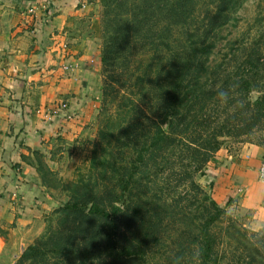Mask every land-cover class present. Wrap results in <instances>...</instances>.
<instances>
[{"label":"rangeland","instance_id":"obj_1","mask_svg":"<svg viewBox=\"0 0 264 264\" xmlns=\"http://www.w3.org/2000/svg\"><path fill=\"white\" fill-rule=\"evenodd\" d=\"M82 21L99 48L97 108L51 137L36 157L45 203L23 213L0 208V264H18L41 240L44 257L26 264H264V226L251 223L238 198L207 223L212 195L205 179L218 157H237L250 145L264 149V106L256 107L264 70L233 61L248 46L264 58V0H96ZM209 28L211 57L221 67L200 83L196 104L167 115L171 67ZM242 77L255 81L251 91L242 88ZM160 123L169 138L145 151L142 139L152 143ZM68 203L119 208V245L142 250L145 260L113 261L105 246L111 219Z\"/></svg>","mask_w":264,"mask_h":264},{"label":"crops","instance_id":"obj_2","mask_svg":"<svg viewBox=\"0 0 264 264\" xmlns=\"http://www.w3.org/2000/svg\"><path fill=\"white\" fill-rule=\"evenodd\" d=\"M95 1L0 0V208L5 212L23 213L41 203L36 157L51 137L97 108L99 48L82 21ZM63 100L72 118L49 121L36 111ZM216 160L207 170L212 178H205L213 199L225 207L238 198L251 223L263 227L264 149L250 145L237 157Z\"/></svg>","mask_w":264,"mask_h":264},{"label":"trees","instance_id":"obj_3","mask_svg":"<svg viewBox=\"0 0 264 264\" xmlns=\"http://www.w3.org/2000/svg\"><path fill=\"white\" fill-rule=\"evenodd\" d=\"M227 21V16L224 15V20L219 22L217 25H224ZM215 21H213L210 25H214ZM215 30V29H214ZM212 28L205 29L201 34H198V39L195 40V43L190 45V47L186 48L185 46L182 48V52L178 55L177 59H175L174 67L172 69L175 72V82L173 85V97L172 102L169 103L166 107L168 110L167 115L170 112L177 113V110L183 108L187 104L197 103L200 100V94L202 93L203 88H205V84L200 85L204 81H207L208 78L211 77V74L214 73L216 69L221 67L220 63H217V59L215 57H211L212 54V46L208 40V34L211 31H214ZM250 46H248V50L241 51V54L237 55L233 61H236L235 66L247 70L250 72L259 73L264 70V58L261 56L254 54L252 52V48L249 50ZM108 52V49H107ZM105 50V53H107ZM228 61L227 64H230ZM173 65V64H172ZM232 67V66H231ZM226 68V67H225ZM230 67H227V69ZM202 73H206L203 77ZM211 70V74L209 71ZM241 86L245 91H251L254 87L255 81L251 80L248 77H242L241 79ZM256 107L264 106V95L258 97L256 100ZM165 111V109H164ZM158 130L155 134V138L152 143L148 144V138H144L141 142L143 146L146 147L145 151H148L152 147H156L161 145L163 141L169 138V132L162 126V124H158ZM219 143H216L215 146L209 147L206 153L201 158L200 166L205 164L213 152L218 148ZM144 155L140 153L139 161H144ZM137 167H133V170L130 171L128 178L125 180L121 187L123 189L128 188V184L130 182V178L133 176L134 171H136ZM209 197V206L208 209L209 217L207 223L212 224L214 223L220 215L223 213L224 209L223 206H220L212 196ZM41 203H45L44 199H41ZM47 202V201H46ZM87 207L89 213L103 216L106 218H110V231L105 235L106 240V254H108L113 261H131L134 259H141L145 260V253L142 250L133 251L130 249H126L125 247H121L118 241V233H117V222H116V215L120 211L119 208L114 209L113 212L106 211L96 205H82L80 203H68L66 205L69 209L79 210L80 207ZM43 242V243H41ZM37 242L35 244L30 245L24 252L23 256L19 260L18 264H26L28 261L38 260L40 257H44V252L42 251L43 247L47 244V242L42 241ZM212 249L211 246L208 245L204 249V256L208 257L209 252Z\"/></svg>","mask_w":264,"mask_h":264},{"label":"built area","instance_id":"obj_4","mask_svg":"<svg viewBox=\"0 0 264 264\" xmlns=\"http://www.w3.org/2000/svg\"><path fill=\"white\" fill-rule=\"evenodd\" d=\"M69 104L67 101H61L57 106L53 108H44V109H37V113L44 116L45 119L49 121L59 119L60 117L64 118H72L73 112L69 110ZM259 175L262 180H264V163L259 168Z\"/></svg>","mask_w":264,"mask_h":264}]
</instances>
